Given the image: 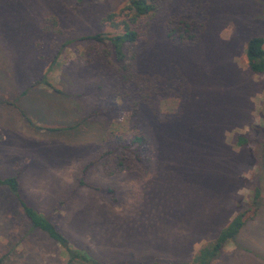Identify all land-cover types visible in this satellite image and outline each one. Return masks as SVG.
I'll list each match as a JSON object with an SVG mask.
<instances>
[{"label": "rangeland", "instance_id": "rangeland-1", "mask_svg": "<svg viewBox=\"0 0 264 264\" xmlns=\"http://www.w3.org/2000/svg\"><path fill=\"white\" fill-rule=\"evenodd\" d=\"M126 3L0 0V123L57 126L1 142L0 177L20 172L25 201L73 248L107 264L190 261L259 188L256 215L212 264H264V75L253 74L244 56L250 39L264 37V0H159L155 13L138 22L130 72L181 75L189 93L177 116L168 115L165 101L148 107L131 97L110 45L62 47L64 36L43 31L53 17L70 37L112 34L100 22ZM184 3L204 13L201 34L188 47L163 33ZM9 105L17 119L3 109ZM135 135L148 142L138 149L141 163L136 144L130 146ZM92 161L80 187L81 169ZM1 259L67 262L2 186Z\"/></svg>", "mask_w": 264, "mask_h": 264}, {"label": "trees", "instance_id": "trees-1", "mask_svg": "<svg viewBox=\"0 0 264 264\" xmlns=\"http://www.w3.org/2000/svg\"><path fill=\"white\" fill-rule=\"evenodd\" d=\"M83 1L76 0V3L80 4ZM158 3L159 0H127V3L119 11L106 14L100 25L112 29V34L97 33L81 37H70L58 28L57 21L53 17L46 19L43 31L58 37L64 36L66 40L62 47L75 42H88L92 47L97 44L110 45L113 58L121 73V82L129 87L131 97H134L138 104L148 107H152L154 102L165 101L168 115L177 116L181 115L189 93L188 83L181 75L168 72L159 76H148L130 72L134 58V55L130 53V48L138 39L137 24L140 20L152 16L157 10ZM203 15L201 8L182 4L179 11L164 22L163 33L165 39L175 46L188 47L194 45L204 26ZM244 56L247 67L253 74L264 75V37L257 36L250 39L245 45ZM245 143V139L238 138L237 145L241 146ZM135 144L133 155L135 160L141 163L143 157L138 153V149L147 147L148 142L144 136L135 135L130 146ZM94 164L95 161L89 162L81 169L82 177L78 182L80 187L86 185L82 179ZM119 167H122L121 161ZM124 169H129V167ZM0 186L8 188L13 194L32 228L44 232L59 246L67 257L66 264L77 262L81 264H107L93 258L83 250L73 248L69 240L57 230L49 217L38 213L31 207L22 196L18 176L0 177ZM108 193H113V190H109ZM259 196L260 189L257 188L248 208L235 214L228 224L221 229L217 237L213 241L202 245L190 261L172 263L154 260L147 263L122 264H212L222 253L225 246L238 235L247 221L254 218L258 211L257 201ZM111 201L115 202V199L112 197ZM2 261L1 259L0 264Z\"/></svg>", "mask_w": 264, "mask_h": 264}, {"label": "crops", "instance_id": "crops-1", "mask_svg": "<svg viewBox=\"0 0 264 264\" xmlns=\"http://www.w3.org/2000/svg\"><path fill=\"white\" fill-rule=\"evenodd\" d=\"M13 109L12 113L15 115L16 119L19 117L17 109L9 105V107H4L3 109ZM22 126H2L0 123V143L4 142L5 139H7L8 136L17 135L18 138H33V136H38L40 133H45L44 130H42V127H45L47 131L49 129H57V126H24V122H21ZM20 172L17 173L16 176H18L19 179Z\"/></svg>", "mask_w": 264, "mask_h": 264}]
</instances>
